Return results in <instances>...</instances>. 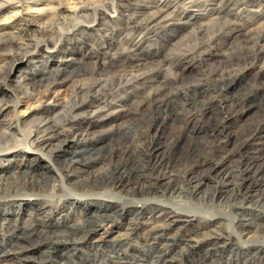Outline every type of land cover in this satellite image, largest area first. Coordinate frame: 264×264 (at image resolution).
<instances>
[{
  "label": "bare ground",
  "instance_id": "1",
  "mask_svg": "<svg viewBox=\"0 0 264 264\" xmlns=\"http://www.w3.org/2000/svg\"><path fill=\"white\" fill-rule=\"evenodd\" d=\"M62 10L37 38H11L13 57L0 37V65L32 53L14 81L37 103L0 132V264H264V0H82ZM117 12L125 19L108 15ZM97 18L112 36L92 40L98 52L32 64L75 28L91 38L83 25ZM234 29L242 40L228 67L186 73L182 66L223 53ZM148 42L156 48L133 61ZM8 105L0 99V111ZM249 111L244 125L219 126ZM50 193L58 203L45 211ZM19 196L37 201L1 202Z\"/></svg>",
  "mask_w": 264,
  "mask_h": 264
},
{
  "label": "rangeland",
  "instance_id": "2",
  "mask_svg": "<svg viewBox=\"0 0 264 264\" xmlns=\"http://www.w3.org/2000/svg\"><path fill=\"white\" fill-rule=\"evenodd\" d=\"M87 1L89 3L96 2V0H87ZM79 2H82V0L80 1L51 0L49 1V3L47 1H42L41 3H37V4H32L26 0H16L13 3H6L3 6H1L0 7V37L3 38V40H6L4 44H6L5 47H8L11 57H13V55L16 54V52L11 47H9V44H12L10 42L11 38H17L18 40H20V36H23L25 34H29L30 37H34V38L36 36H39V29L43 26L49 25L50 21L54 17V15H49L50 13L52 14V12H54V14H56L57 11L66 13V11L62 10V7L64 6L73 7L76 3H79ZM123 4H121L122 5L121 9H126V7H124L126 5L125 4L123 5ZM217 5L218 4H216L215 6ZM50 7H51V10L48 9ZM242 13L243 12L240 11L239 15H241ZM108 15L110 17H113L114 19H116L118 16H121L122 19H125L126 17L124 12L122 14L121 12H117L115 14H108ZM11 16H13V18H10ZM243 17H246L245 13ZM53 19L55 20V17ZM191 19L193 20V17ZM100 20H101L100 18H97L94 22H90V23L83 25V27L87 28L88 33L94 32L93 36L89 34L91 35L92 39L90 37L89 39L87 36L80 34V30H78V28H75L74 30L71 31V32H74L73 36H71L74 38H72L71 40H68L62 37L56 43H54L51 48H48L41 53L36 52L35 55H33L32 64L34 65L36 61L38 60L39 61L42 60L43 62H46L45 60H48L51 63L57 62L58 64L60 65L62 64L64 66V63L68 62V59L77 57L80 54V53H77L78 48H80L86 54H89L90 52H94V51L95 53L98 52V49L95 50L94 46L91 45L92 40H95V38H97V40L104 41L105 37L109 36V34L106 33V29L102 28L100 24ZM111 27L114 28V26H111ZM239 30L236 31L234 29L232 31H228V33L225 34L224 37L226 39V48H225L226 50H223L224 51L223 53H220V54L216 53L214 55L206 57L204 60L197 61L191 65L182 66L185 69L186 73L194 77L195 75L196 76L202 75L207 70L223 69L225 67H228L230 65V61L232 58L231 53L235 50V46L238 44V42L242 40L241 36H239L241 34ZM168 32L165 31L163 32V34L166 35ZM179 33H180V37L176 39L177 43H180L183 40H185L191 34V30H188L187 28L183 32H181L180 30ZM235 35L237 37H235ZM109 38H112V36L110 35ZM154 40L155 39H153V41ZM102 46H98L99 49ZM144 46L145 47L141 49L140 52H138L140 53L138 57L136 56L138 60L132 57L134 59L133 61L135 62L143 61L142 59L140 60L139 57L141 56L142 53L145 52L144 50L148 51L150 54V52L154 48H156L155 45H152V44L150 45L149 42L145 43ZM104 48L106 49V46L102 47V49ZM106 52L110 53L111 51H106ZM31 55H32L31 52L21 55L19 58H16L14 60V62L12 63V66L9 68H6L7 64L0 65V80L2 81L0 82V99L6 98L9 102V105L0 111V132L2 130H5L8 122L11 120H17L19 118V120H21L23 123V120L28 118L27 116L30 114V112L37 107L36 106L37 103L34 100H27V99L22 98L19 85L14 81L16 78H18V76L20 77L21 75L29 72L28 71V69L30 68L29 60L32 59ZM214 82L215 81H211V80L207 82V84L209 85L208 87L209 89L215 87ZM70 89H71V84L67 83L66 85L62 87V89H60L59 92L53 93L51 95L52 99L48 101L53 103L54 97L58 93L61 95H64L66 92L70 91ZM220 98H222L221 94H216L214 97L215 102L218 104V107H217L218 111L223 114L226 111V106L223 105V103L220 101ZM17 99H19V103L15 107L14 104ZM117 102H118L117 100L113 101L114 104H117ZM253 116H254V113H252L251 111L245 113L241 121L239 120L240 118H235L233 116H226L219 123V126L222 128L223 127L226 128L228 125L230 126L232 125L238 126L239 124L244 125ZM156 135L160 136V132H157ZM61 139L64 140L67 146L68 145L74 146V144L77 141V138L74 137L73 134H71L70 132L68 133V131L64 132L63 130H61ZM256 146L258 147V145ZM18 150L20 151L22 149H17V151L16 150L15 151L18 152ZM27 151L30 154V149H28ZM4 154L10 155V152L8 153L4 152L1 155H4ZM33 154L36 155V151L33 152ZM21 158H24V157H19L16 161L24 162L25 158L24 160H21ZM14 162L15 160L13 161V163ZM41 163L43 164L47 163L51 167H53L56 163V160L55 158L50 159L46 156H42ZM216 170H217V167L215 166V168L211 170L210 173H208L207 182L209 184L216 183L217 179L214 176V174L217 172ZM72 181H75V179H73ZM44 198L47 200L50 199V200H56V201H53L50 207L48 208L45 207V209L43 208V210L45 211H48L51 209L55 210L56 203H58L56 197H54V195L50 193L48 194L47 197H44ZM15 199H22L21 201L23 202H26V200L34 201L36 200V196L7 197L6 199L1 200V202L10 203L12 200H15ZM33 207H36V206H33ZM68 210L69 209L65 208L63 213L70 212V210L69 211ZM60 215H61L60 213H56L55 215H53L52 216L53 220L54 221L58 220ZM12 217H13L12 218L13 221L16 220L15 216H12ZM24 220H25V217L23 214L21 216V221H24ZM109 233H110L109 237L116 235L115 231L114 232L110 231Z\"/></svg>",
  "mask_w": 264,
  "mask_h": 264
}]
</instances>
